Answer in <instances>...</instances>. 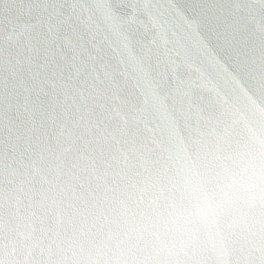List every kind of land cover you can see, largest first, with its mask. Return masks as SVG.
Wrapping results in <instances>:
<instances>
[{
  "label": "snow or ice",
  "instance_id": "snow-or-ice-1",
  "mask_svg": "<svg viewBox=\"0 0 264 264\" xmlns=\"http://www.w3.org/2000/svg\"><path fill=\"white\" fill-rule=\"evenodd\" d=\"M243 90L264 95V0H0V264H136L133 239L240 226Z\"/></svg>",
  "mask_w": 264,
  "mask_h": 264
},
{
  "label": "water",
  "instance_id": "water-1",
  "mask_svg": "<svg viewBox=\"0 0 264 264\" xmlns=\"http://www.w3.org/2000/svg\"><path fill=\"white\" fill-rule=\"evenodd\" d=\"M224 129L223 156L238 173L243 170L236 192L237 215L242 223L219 231L196 223L188 234H169L163 242L154 235L133 239L127 243L136 264H231L260 252V232L264 229V95L243 90L226 109Z\"/></svg>",
  "mask_w": 264,
  "mask_h": 264
}]
</instances>
